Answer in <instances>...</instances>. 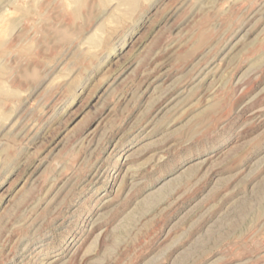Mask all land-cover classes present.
Instances as JSON below:
<instances>
[{
  "label": "clouds",
  "instance_id": "clouds-1",
  "mask_svg": "<svg viewBox=\"0 0 264 264\" xmlns=\"http://www.w3.org/2000/svg\"><path fill=\"white\" fill-rule=\"evenodd\" d=\"M0 264H264V0H0Z\"/></svg>",
  "mask_w": 264,
  "mask_h": 264
},
{
  "label": "rangeland",
  "instance_id": "rangeland-1",
  "mask_svg": "<svg viewBox=\"0 0 264 264\" xmlns=\"http://www.w3.org/2000/svg\"><path fill=\"white\" fill-rule=\"evenodd\" d=\"M164 24L165 21L162 20L153 25V32H161L164 28ZM131 47L132 43L130 42L129 48ZM145 55H147V53ZM137 59L143 68H146L149 72H151L153 78L160 72H165V75L168 77L172 76L171 72H167L166 66L161 65L159 56H157L156 59L153 60L150 64L147 63L144 56H140ZM138 77L146 78L143 71L138 73ZM161 79H164V77L162 76ZM210 79L211 78L209 77V81ZM209 81H205L203 86H206ZM100 94L101 93L98 91L96 95L87 97L86 93L85 96L87 98V102L91 104L95 99L98 98ZM157 107H159V105H157ZM152 110V106L149 105L147 111ZM187 116L188 113H184V115L181 117V120L187 118ZM129 119H131V116L129 117ZM132 134L134 135L135 133ZM151 137L152 139L146 141L145 145L142 148L143 155L140 157V161L144 167H152L153 171H158L161 165L168 159L167 149L170 147L169 135L166 133L163 126H161L156 128L151 133ZM180 163H187V161H181ZM180 163H178L176 166L179 167ZM206 167L207 166L205 165V168ZM203 170L204 169H201V171ZM211 175L212 173H208L205 181H203L200 185H194L191 175L189 174V172H186L184 175L177 177L174 181L165 186V188L161 189L160 193L158 194L157 202L155 204H149L145 208L146 215L144 224L146 230H151L153 227H166L173 217H175L178 213L184 211V208L187 206V201L198 194V189L203 186V183H206L207 180L211 179ZM180 186H183L186 189V193L179 199H176L173 195H171V192L176 188H179Z\"/></svg>",
  "mask_w": 264,
  "mask_h": 264
}]
</instances>
